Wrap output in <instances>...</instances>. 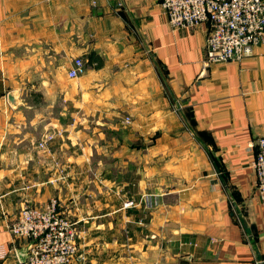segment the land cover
Here are the masks:
<instances>
[{"label": "crops", "instance_id": "1", "mask_svg": "<svg viewBox=\"0 0 264 264\" xmlns=\"http://www.w3.org/2000/svg\"><path fill=\"white\" fill-rule=\"evenodd\" d=\"M207 36L171 28L159 0H0V264L25 248L19 208L52 196L73 264H264V42L209 63ZM90 52L101 66L68 79ZM59 120L65 142L35 147Z\"/></svg>", "mask_w": 264, "mask_h": 264}, {"label": "built area", "instance_id": "2", "mask_svg": "<svg viewBox=\"0 0 264 264\" xmlns=\"http://www.w3.org/2000/svg\"><path fill=\"white\" fill-rule=\"evenodd\" d=\"M159 5L173 29L208 23L205 62L240 60L249 56L254 46L264 42V0H159ZM84 70L81 58L76 57L66 77L77 78ZM53 134L45 132L36 146L44 148ZM253 145L251 167L256 196L264 204V135L256 137ZM122 206L131 207L133 202L127 200ZM7 228L11 235L25 242V259L17 264H73L77 230L74 222L60 212L55 197L42 204L22 205ZM4 256L5 251L0 247V259Z\"/></svg>", "mask_w": 264, "mask_h": 264}, {"label": "rangeland", "instance_id": "3", "mask_svg": "<svg viewBox=\"0 0 264 264\" xmlns=\"http://www.w3.org/2000/svg\"><path fill=\"white\" fill-rule=\"evenodd\" d=\"M36 99V98H35ZM37 100H39V102H41V101H43L44 99H42V100H40V99H37ZM49 100H51L52 101V103H54V102H57V100H54V99H49L48 97L46 98V100L45 101H49ZM65 121H62V120H59L58 122H55V121H52L51 123H55L57 126H55V125H53L52 126V124L50 125H48V128H50L51 129V131H48V132H53L54 134H53V137H52V140L50 141V142H48L46 145H45V147L44 148H41V149H43V152L45 151V152H49V149H48V146L50 145V144H53V142L55 141V143L56 142H65V139H61L60 138V136H61V134L64 132L63 131V126H64V123ZM41 123V126H39V129L40 130H45L44 128H45V126H46V123H48V122H40ZM58 123L60 124V125H58ZM56 137H58L56 140H55V138ZM40 138V137H39ZM38 138V139H39ZM37 139V140H38ZM37 140L34 142V145H35V147H37L36 146V142H37ZM94 144H96V145H98V142H95ZM75 145V147L76 148H79V146H80V143L79 142H77V143H75L74 144ZM53 160V159H52ZM54 163H55V166H56V168L58 169V174L61 176V173H62V169H60V164L58 165V163L56 162V161H54ZM96 170H93V169H89L88 170V173L93 177V176H95V177H98L97 176V173L95 172ZM52 197H55V196H52ZM56 199H57V201H58V198L57 197H55ZM58 204H59V201H58ZM154 204V203H153ZM61 212V211H60ZM125 235H127V233H125Z\"/></svg>", "mask_w": 264, "mask_h": 264}, {"label": "trees", "instance_id": "4", "mask_svg": "<svg viewBox=\"0 0 264 264\" xmlns=\"http://www.w3.org/2000/svg\"><path fill=\"white\" fill-rule=\"evenodd\" d=\"M101 64H102L101 59L95 53L90 52L86 56L84 67L86 65H91L93 68H97V67H100Z\"/></svg>", "mask_w": 264, "mask_h": 264}, {"label": "water", "instance_id": "5", "mask_svg": "<svg viewBox=\"0 0 264 264\" xmlns=\"http://www.w3.org/2000/svg\"><path fill=\"white\" fill-rule=\"evenodd\" d=\"M7 101L11 105H14V103H15V95H14V93L11 92V93L7 94ZM25 251H26L25 248H22V249H19V250L16 251V256H17L19 262H23L24 261V259H25Z\"/></svg>", "mask_w": 264, "mask_h": 264}]
</instances>
